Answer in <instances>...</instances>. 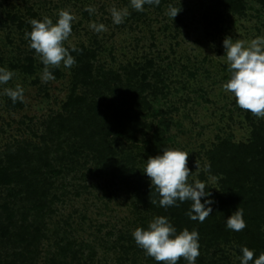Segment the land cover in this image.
<instances>
[{
  "label": "rangeland",
  "instance_id": "rangeland-1",
  "mask_svg": "<svg viewBox=\"0 0 264 264\" xmlns=\"http://www.w3.org/2000/svg\"><path fill=\"white\" fill-rule=\"evenodd\" d=\"M209 4L207 0H161L159 6L146 4L140 12L130 6V0H0V67L14 72L7 85H0V158L19 142L36 143L46 158L40 166L47 181L41 186L47 208L37 220L41 230L36 254L24 239L3 236L1 226L10 223L1 206L20 200L10 196L11 186H0V264H54L53 258L64 264H157L130 239L136 228H144L145 217L151 216L150 222L155 213L138 203L125 180L109 166L112 159H126L134 165L132 179L142 176L150 181L143 168L145 160L156 155L146 149L155 130L161 132L164 148L189 154V183L198 179L206 183L207 190L221 192V175L212 174L209 168L210 151L223 140L250 142L254 124L264 123V118L239 108L232 94L223 89L230 78L226 57H222L223 40L231 36L251 41L264 36V8L256 0H246L244 13L221 9L217 21ZM169 5L181 10L174 20L166 14ZM88 6L95 12L86 11ZM113 7L129 11L119 25L112 21ZM61 9L75 16L64 46L83 44L92 49L96 57L93 74L100 79L104 73H113L123 80L116 96L104 87L95 107L108 111L117 101L137 118L135 126L123 129L102 119L96 136L78 154L74 142L58 151V136L53 145L47 124L69 99L76 63L71 69L63 64L51 68L60 74L53 73L55 79L42 82L44 66L25 38L32 19L47 16L55 22ZM8 15H14L15 21ZM92 22L103 23L106 31L96 33L89 27ZM17 84L24 88V102L13 104L4 88ZM64 150L66 157L61 156ZM245 220L252 228L251 218ZM20 221L19 213L18 225ZM29 221H35L33 216ZM62 245L67 251L59 256ZM241 247L232 232L227 240L218 238L209 247L202 246L200 254L204 264H240Z\"/></svg>",
  "mask_w": 264,
  "mask_h": 264
},
{
  "label": "trees",
  "instance_id": "trees-1",
  "mask_svg": "<svg viewBox=\"0 0 264 264\" xmlns=\"http://www.w3.org/2000/svg\"><path fill=\"white\" fill-rule=\"evenodd\" d=\"M210 2L208 8L215 15L214 20H221V9H227L235 13H244L246 9V0H207ZM264 8V0H256ZM14 22V15H8ZM2 16L0 14V24ZM31 29V27H28ZM70 54L75 58L76 65L73 68V86L68 101L63 106V111L56 116L48 119V137L49 141L56 145L54 138L57 139V150L63 151L65 145L74 144L75 152L78 154L87 144L96 136L95 128L100 125L101 120L106 118L116 129H123L125 125H134V117L129 115L124 109L122 103L112 102L108 107V111L101 112L95 107V99L101 94L104 87L112 90L116 96V91L123 83L120 75L104 73L99 79L95 76L94 65L92 59L95 52L87 48L85 45L76 47L78 51H71V47H67ZM32 66V63L28 65ZM28 67V68H29ZM53 73L60 74L58 69H54ZM130 87L137 95L136 88ZM128 85V84H127ZM116 88V90H115ZM121 134V132H119ZM253 138L247 143H233L230 140H223L210 151V171L212 174L221 175V192L215 193L211 190L210 199L215 203L212 206V214L203 222L192 221L186 215L191 206L190 201L181 203L179 207H169L167 209L159 206V194L155 187H151L149 180L139 176L136 180L132 179L136 175L134 165L130 166L126 159H112L109 166L113 174L125 180L129 188L132 190L139 204H143L149 210L155 213V216H166L170 222L177 228L178 232L184 228L189 231L197 230L199 233V251L201 253L202 246L209 247L216 239L230 238L232 232L236 234L242 246H247L254 250V259L264 252V123L254 124ZM48 140V139H47ZM47 140L44 139L45 148L49 149ZM146 149L149 154H160L164 149V139L159 130L154 131L153 137L146 141ZM44 148V149H45ZM42 149L38 144L33 142H19L14 146H10L8 151L0 158V186H11L10 191L13 198L18 197L20 203L15 201H6L1 210L9 216V225L1 226L3 236L9 238L20 237L26 243L33 247V253L36 254L35 248L39 245L40 227L37 220L45 211V189L41 190V186L47 181L43 178V171L40 163L46 161ZM152 150V151H151ZM44 151V150H43ZM115 155V154H114ZM112 154L110 159L114 157ZM61 156H68L62 153ZM61 159V158H60ZM46 164V163H45ZM189 168V165L187 164ZM190 169V168H189ZM191 170V169H190ZM207 190V189H206ZM25 201L26 203H24ZM156 201V203H151ZM203 202V200H202ZM21 204V205H20ZM27 204V205H24ZM240 207L243 210V219L251 218L253 225L246 227L239 232L226 229V218L231 216L233 212ZM0 210V221L2 212ZM20 213L21 221L16 222V216ZM34 218V222L29 221V217ZM151 216L144 219V228L148 226ZM246 222V220H245ZM131 241L135 242L133 236ZM69 249V248H68ZM67 249L64 245L60 246L59 256L65 255ZM204 254V253H203ZM201 254L197 258L196 264H204L205 259ZM35 259V257H34ZM54 264H64L59 258ZM178 264H187L181 258Z\"/></svg>",
  "mask_w": 264,
  "mask_h": 264
},
{
  "label": "clouds",
  "instance_id": "clouds-1",
  "mask_svg": "<svg viewBox=\"0 0 264 264\" xmlns=\"http://www.w3.org/2000/svg\"><path fill=\"white\" fill-rule=\"evenodd\" d=\"M161 0H130V6L136 11L143 12L144 6H159ZM90 14L95 8L88 6L85 9ZM181 10L169 5L166 14L175 19ZM129 16L128 8L111 9L114 24L119 25ZM75 16L66 9L59 10L54 22L50 17L30 21L31 31L25 33L30 41L29 47L35 50L37 57L43 64L42 82L55 79L51 68L71 69L75 58L70 54L65 42L72 34V22ZM89 27L96 33L106 31L103 23L92 22ZM215 47V45H213ZM226 61L229 65L230 78L223 85L226 93H231L237 106L251 112L257 118H264V36H257L251 41L226 36L223 40ZM71 51L78 49L72 46ZM14 76V72L6 67H0V85H7ZM4 94L13 102H24V88L17 84L14 88H4ZM189 154L178 148L166 147L160 154L149 156L144 165L143 173L150 179L151 187H155L159 194V206L162 208L179 207L181 203L191 202L186 215L192 221L203 223L213 212L210 199L211 192L206 190V183L200 180L188 182L192 171L187 167ZM197 170L200 165L196 162ZM209 171L208 167L204 169ZM212 179L211 177L209 178ZM203 200V202H202ZM156 203V201H151ZM246 227L243 219V210L238 207L235 212L226 218V229L242 231ZM133 239L145 254L152 257L157 264H178L183 258L187 264H196L200 255L199 233L197 230L182 231L170 222L166 216H156L147 228H136L132 233ZM240 264H264V252L254 259V250L243 246L240 249Z\"/></svg>",
  "mask_w": 264,
  "mask_h": 264
}]
</instances>
